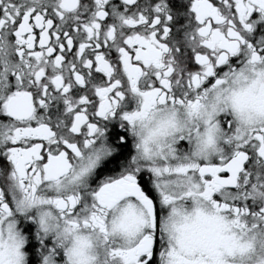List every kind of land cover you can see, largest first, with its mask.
Returning <instances> with one entry per match:
<instances>
[{"label":"snow or ice","instance_id":"1","mask_svg":"<svg viewBox=\"0 0 264 264\" xmlns=\"http://www.w3.org/2000/svg\"><path fill=\"white\" fill-rule=\"evenodd\" d=\"M0 264H264V0H0Z\"/></svg>","mask_w":264,"mask_h":264}]
</instances>
